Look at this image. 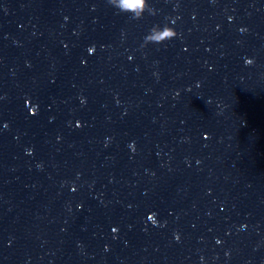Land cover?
Wrapping results in <instances>:
<instances>
[{"label": "clouds", "instance_id": "9594fccd", "mask_svg": "<svg viewBox=\"0 0 264 264\" xmlns=\"http://www.w3.org/2000/svg\"><path fill=\"white\" fill-rule=\"evenodd\" d=\"M107 3L118 10L119 13L130 14L131 19L134 20L142 19L146 12L149 15H156V10L150 5L149 0H107ZM177 36L178 33L175 28L169 26L167 23L163 26L154 25L144 37L141 47H146L150 43L159 45ZM252 62V60L247 61L249 65Z\"/></svg>", "mask_w": 264, "mask_h": 264}]
</instances>
